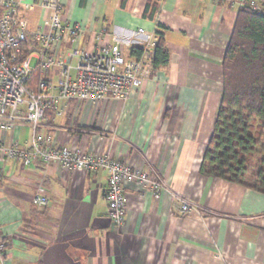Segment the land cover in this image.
<instances>
[{
	"label": "crops",
	"instance_id": "1",
	"mask_svg": "<svg viewBox=\"0 0 264 264\" xmlns=\"http://www.w3.org/2000/svg\"><path fill=\"white\" fill-rule=\"evenodd\" d=\"M60 1L63 20L82 27V51L96 52L114 37L133 57L132 48L157 43L161 25L170 63L126 101H59L37 133L55 146L147 171L165 188L156 198L146 185L125 183V221L116 227L106 172L0 158V238L7 246L0 264H264V194L201 172L223 96L222 62L245 0H161L154 20L143 16L148 0ZM22 15L33 28L47 18L39 6ZM103 26L108 34L99 43ZM71 49L68 42L59 47L67 59ZM31 134L21 126L0 139L26 145ZM40 186L48 199L41 209L32 202ZM183 200L196 211L182 215Z\"/></svg>",
	"mask_w": 264,
	"mask_h": 264
},
{
	"label": "built area",
	"instance_id": "2",
	"mask_svg": "<svg viewBox=\"0 0 264 264\" xmlns=\"http://www.w3.org/2000/svg\"><path fill=\"white\" fill-rule=\"evenodd\" d=\"M212 1L220 4L230 0ZM249 5L264 14V4L258 0H250ZM37 6L47 12V18L44 26L33 28L22 13L32 12ZM63 9L60 0H0V132L21 126L29 127L32 132L26 145L0 139V158L17 160L25 167L41 161L47 167L66 171L106 172L109 217L116 227H121L125 221V183L146 185L157 198L165 182L152 179L147 171L131 168L109 156L88 155L70 147L55 146L37 130L46 111L59 101L128 100L131 92L154 72L156 44L149 40L139 58L127 57L125 45L114 37L110 43L103 42L96 52L82 51L79 48L82 27L78 23L65 22ZM107 34L108 28L103 26L95 33V40L100 43ZM137 34L148 37L143 29ZM65 42L72 47L69 55L76 59L75 65L59 51ZM36 67L41 69V79L34 91L29 89L27 82ZM52 70L57 71L55 80L50 76ZM54 90L57 94L52 93ZM44 193L45 189L40 186L33 195L32 202L40 209L48 205ZM193 211H196L195 204L187 200L181 202L182 215ZM6 247V242L0 238L1 263Z\"/></svg>",
	"mask_w": 264,
	"mask_h": 264
},
{
	"label": "trees",
	"instance_id": "3",
	"mask_svg": "<svg viewBox=\"0 0 264 264\" xmlns=\"http://www.w3.org/2000/svg\"><path fill=\"white\" fill-rule=\"evenodd\" d=\"M160 1L148 0L143 16L154 20ZM249 1L238 12L222 62L223 96L201 172L264 194V14ZM164 30L159 25L156 31L154 70L170 63ZM142 52L135 47L130 53L139 58ZM40 79L36 67L29 89L37 91Z\"/></svg>",
	"mask_w": 264,
	"mask_h": 264
},
{
	"label": "rangeland",
	"instance_id": "4",
	"mask_svg": "<svg viewBox=\"0 0 264 264\" xmlns=\"http://www.w3.org/2000/svg\"><path fill=\"white\" fill-rule=\"evenodd\" d=\"M34 65H35V60L32 61V66H34ZM256 131H257V130H254V132H253L254 135H255V132H256Z\"/></svg>",
	"mask_w": 264,
	"mask_h": 264
}]
</instances>
